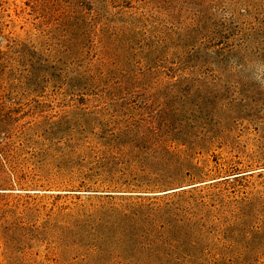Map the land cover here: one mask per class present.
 Wrapping results in <instances>:
<instances>
[{
	"label": "rangeland",
	"instance_id": "obj_1",
	"mask_svg": "<svg viewBox=\"0 0 264 264\" xmlns=\"http://www.w3.org/2000/svg\"><path fill=\"white\" fill-rule=\"evenodd\" d=\"M263 166L264 0H0V264H152L164 218L199 256L211 213L96 218Z\"/></svg>",
	"mask_w": 264,
	"mask_h": 264
},
{
	"label": "trees",
	"instance_id": "obj_2",
	"mask_svg": "<svg viewBox=\"0 0 264 264\" xmlns=\"http://www.w3.org/2000/svg\"><path fill=\"white\" fill-rule=\"evenodd\" d=\"M87 79L92 80L93 77L90 76ZM263 172L264 170H261L258 176L264 175ZM239 174L241 172L231 174L234 175L231 178L238 180L240 177L250 175V173ZM257 185L231 187L232 190H228V187L198 188V185H195L177 190H166L168 192L162 191L159 195L121 197L125 201L111 202L107 206L106 216L108 219L100 216L96 218L95 222L102 227L116 225L113 233L117 240L121 238L131 239L136 234L135 228L132 226L128 229L121 228L120 223L126 221H134L133 223H135V220L143 218L144 211L149 212L148 216H161L165 213L170 215L173 214L172 211L181 210L184 205H189L191 208L200 211V219H203L202 214L211 213L212 237H207L208 241L211 242V247L204 248L201 255L196 257L192 253L186 252L183 259L175 256L176 253H170V248H177L178 244L181 243L182 235L171 236L172 231L177 227L175 224L170 225L168 220L164 218L160 226L162 225L164 229L168 225L165 232L167 237L155 236L154 234L153 243H161L166 248L159 252L161 254L156 256L152 264H264V184L260 185L263 187H256ZM105 195L111 199L115 198L110 193ZM156 199L157 201H155ZM180 223L182 222H177V226L180 227ZM200 228L206 232L203 224L200 225ZM105 234L106 232L103 236ZM144 234H147L146 231L141 229L140 235L143 236ZM194 244L196 243L192 241L189 246ZM157 247L154 249L155 251H158L159 245Z\"/></svg>",
	"mask_w": 264,
	"mask_h": 264
}]
</instances>
